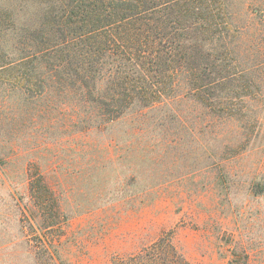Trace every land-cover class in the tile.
Wrapping results in <instances>:
<instances>
[{
	"label": "rangeland",
	"instance_id": "obj_1",
	"mask_svg": "<svg viewBox=\"0 0 264 264\" xmlns=\"http://www.w3.org/2000/svg\"><path fill=\"white\" fill-rule=\"evenodd\" d=\"M221 2L250 31L233 34L227 62L262 64L243 125L207 114L181 84L164 107L82 133L72 113L48 131L29 124L17 49L41 5L0 0V264H110L164 232L190 264H264V192L253 190L264 180V49L251 48L255 2ZM239 74L234 85L247 83Z\"/></svg>",
	"mask_w": 264,
	"mask_h": 264
},
{
	"label": "trees",
	"instance_id": "obj_2",
	"mask_svg": "<svg viewBox=\"0 0 264 264\" xmlns=\"http://www.w3.org/2000/svg\"><path fill=\"white\" fill-rule=\"evenodd\" d=\"M253 1L249 25L257 21L258 27L251 33L257 39L251 48L260 52L264 0ZM39 5L25 39L18 42L15 76L24 105L29 104L28 122L39 130L48 131L65 113H72L68 126L79 132L104 130L130 112L164 107L177 97L181 84L207 114L221 116L222 123L238 116L243 125L253 113L247 94L255 90L252 70L262 64L253 59V65L237 72L233 59L227 62L237 47L233 34L250 31L248 24L235 26L226 2L39 0ZM3 69L0 65V76ZM237 74L247 83H231L238 81ZM22 106L15 110L19 113ZM37 175L36 185L44 188ZM256 188V194L264 192L263 179L253 185ZM110 264L190 263L174 233L164 232L132 254L112 257Z\"/></svg>",
	"mask_w": 264,
	"mask_h": 264
}]
</instances>
